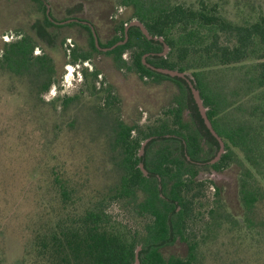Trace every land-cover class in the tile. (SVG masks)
I'll return each mask as SVG.
<instances>
[{
    "label": "trees",
    "instance_id": "obj_1",
    "mask_svg": "<svg viewBox=\"0 0 264 264\" xmlns=\"http://www.w3.org/2000/svg\"><path fill=\"white\" fill-rule=\"evenodd\" d=\"M34 1L42 9L40 24L35 31H16L17 39L2 42L0 73L25 80L30 93L41 100L59 82L51 53L61 28H81L89 34V46L74 45L68 54L64 52L65 65L88 62L100 54L110 57L118 71L126 69L141 80H169L180 86L184 80L157 73L143 60L154 67L191 73L225 152L216 163H210L219 144L205 125L208 141L203 126L193 117L185 119L188 104L183 94L160 118L140 126L139 117L127 122L119 115L118 98L110 89L97 87L100 70L83 71L89 93L84 100H93L83 104L89 117L86 126L98 128V136L104 139V168L99 167L102 184L97 187L91 179L76 182L62 172H53L45 193L48 198L31 224L19 264H135L138 247L140 264H215L219 256L224 257V240L228 242L227 259L241 252L264 260V15L237 23L213 0L190 4L120 0L113 8L99 9L101 24L112 33L103 43L96 22L71 15L62 21H78L55 24L50 17L54 19L56 5L52 3L47 14L44 0ZM118 5L125 12L115 15ZM79 7L82 5L75 4L68 11ZM81 20L93 26L101 48L125 41L126 26L137 20L152 37L163 39L169 52L159 57L163 43L148 40L138 27L128 30L124 44L101 50L90 26ZM67 40L75 41L70 34L63 37V42ZM37 48L42 54L34 55ZM127 52L129 61L123 59ZM76 100L78 96L57 97L49 104L65 111ZM96 134L91 131L92 141ZM201 164L217 172L230 167L238 170L240 219L226 206L222 186L198 179ZM205 189L210 191L212 205L201 214ZM115 202H121L137 219L149 218L143 232L131 230L108 212ZM197 222L200 228L194 230L192 224ZM178 242L185 244L186 253L168 254Z\"/></svg>",
    "mask_w": 264,
    "mask_h": 264
},
{
    "label": "rangeland",
    "instance_id": "obj_2",
    "mask_svg": "<svg viewBox=\"0 0 264 264\" xmlns=\"http://www.w3.org/2000/svg\"><path fill=\"white\" fill-rule=\"evenodd\" d=\"M119 1L45 0V5L52 3L56 5L58 11H54L53 18L57 22L71 15L96 22L101 29L102 42L106 43L107 40L104 38L109 37L111 32L108 31L107 25L101 24L99 9L113 8ZM179 1L195 3V0ZM213 1L222 7L226 17L233 22L254 21L258 16L264 15V0ZM75 4H81L82 7L70 13L69 8ZM41 10L34 0H0V47L2 42L17 39L16 31L22 33L37 29L41 21L39 16ZM115 10H117L115 15L125 12L119 5ZM60 33L55 42L56 50L50 52L56 68L55 76L59 82L52 85L50 90L41 96V100L30 93L25 80L0 73V264H19L23 259L31 224L39 213L42 201L48 198L45 193L51 183L53 172H62L67 177L74 178L76 182L91 179L97 187L102 184L99 167H103L104 162L102 160L104 139L98 136V128L89 130L86 126L89 117L88 110L83 104L87 103L88 100L84 99L89 93L83 71L90 73L95 68L100 70L97 87L110 89L112 95L118 98L116 108L119 115L127 122L139 117L140 126H145L150 119L154 121L160 118L165 110L175 105L177 97L184 95L188 104L185 119L193 117L197 125L203 126L201 130L203 129L205 140H209L186 82L181 81L180 86L169 80L159 83L141 80L133 71L126 69L118 71L110 57L100 54H96L88 62L65 65L64 52L68 54V50L74 45L89 46V34L81 28L65 26L61 28ZM68 34L73 36L76 44L70 40L63 42V37ZM41 41L43 42V39ZM45 41L48 40L44 39ZM168 52L161 51L159 57L165 56ZM38 54H42L40 48L34 52V55ZM123 59L129 61L130 52H127ZM188 76L191 77V73H188ZM64 96H78V100L65 111L60 105L49 104L53 99ZM91 102L93 100L88 101V104H92ZM91 131L97 133L93 141ZM219 148L218 146L214 158ZM237 177L238 170L235 167L217 172L207 167V164H201L198 174V179L207 182L208 185L213 182L224 188L226 206L235 218L240 219L242 208L236 188ZM209 192L205 189L200 199L201 214L211 208ZM108 212L133 231L143 232L144 225L149 221V218L133 217L121 202L110 205ZM199 225L200 222L192 224V228L198 230ZM223 242L226 243L222 248L224 257L219 256L215 264L264 263V260L241 252L230 254V258L227 259L228 242L227 240ZM229 250L232 251V248ZM167 253L184 255L186 246L178 242Z\"/></svg>",
    "mask_w": 264,
    "mask_h": 264
},
{
    "label": "water",
    "instance_id": "obj_3",
    "mask_svg": "<svg viewBox=\"0 0 264 264\" xmlns=\"http://www.w3.org/2000/svg\"><path fill=\"white\" fill-rule=\"evenodd\" d=\"M73 21H78L77 19H70V20H66L64 22H61L60 24H66V23H70V22H73ZM82 23L84 24H87L90 26L91 30H92V33H93V37L95 39V43H96V46L101 49V50H104V51H107V50H112L114 49L117 45H121V44H124L127 39H128V30L132 27H138L141 32L145 35V37L148 39V40H155V41H160L163 43L164 45V53L167 52L169 50L168 46L164 43L163 39L161 38H154L152 37L148 30L145 28V26L137 21V20H133L131 21L125 28V32H126V35H125V41L123 42H120L118 43L117 45L113 46V47H110V48H101L99 47V41H98V38H97V34L95 33V30L93 28V26L88 23V22H85V21H81ZM144 64L150 68L151 70L157 72V73H160V74H163V75H167V76H170L171 78H178V79H182L184 80L187 85H188V88L190 90V93H191V96H192V99L193 101L195 102L197 108H198V111H199V114L203 120V123L206 127V129L210 132V134L217 140V142L219 143V151L217 153V155L215 156V158L213 160L210 161L211 164H214L216 163L220 157L222 156V154L225 152V145H224V142L222 141V139L218 136V134L216 133V131L213 129L212 127V124L210 122V120L208 119V116H207V109L204 107L203 105V101L201 99V96H200V93L199 91L195 88V84L193 83V79L192 77L188 76L187 74L185 73H182V72H179L177 70H170V69H166V68H158V67H154L148 63L145 62V59L143 60ZM149 140H147L146 142H144L142 144V147L140 149V152H139V155L142 156L143 152H144V148L146 146V144L148 143ZM140 168L141 170L144 172L145 175H147V172L146 170L144 169L143 167V164H140ZM141 250V247H138L137 251H136V260H135V264H140L139 262V258H138V253L139 251Z\"/></svg>",
    "mask_w": 264,
    "mask_h": 264
},
{
    "label": "flooded vegetation",
    "instance_id": "obj_4",
    "mask_svg": "<svg viewBox=\"0 0 264 264\" xmlns=\"http://www.w3.org/2000/svg\"><path fill=\"white\" fill-rule=\"evenodd\" d=\"M44 2H45V0H44ZM46 6H47V14H49L50 13V11L53 9L52 8V6L51 5H47L46 4ZM50 20L52 21V22H54L55 24H60L61 22H64V21H61V22H57V21H55L54 19H52L51 17H50ZM78 20V19H77ZM80 21V20H79ZM82 21V20H81ZM85 22H87V21H85ZM201 166V165H200Z\"/></svg>",
    "mask_w": 264,
    "mask_h": 264
}]
</instances>
